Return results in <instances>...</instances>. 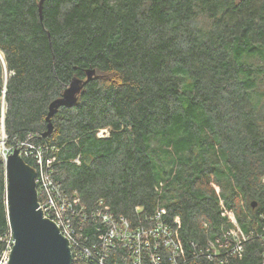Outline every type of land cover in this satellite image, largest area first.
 Segmentation results:
<instances>
[{"label":"trees","instance_id":"1","mask_svg":"<svg viewBox=\"0 0 264 264\" xmlns=\"http://www.w3.org/2000/svg\"><path fill=\"white\" fill-rule=\"evenodd\" d=\"M40 2L0 0V129L4 110L7 148L55 158V180L91 217L85 233L98 236L100 203L135 226L164 208L181 219L188 264H212L209 243L231 227L221 202L260 231L264 0H45L42 17ZM88 70L96 78L44 138L51 103ZM7 192L0 155V260L13 242ZM261 261L251 241L226 264Z\"/></svg>","mask_w":264,"mask_h":264},{"label":"built area","instance_id":"2","mask_svg":"<svg viewBox=\"0 0 264 264\" xmlns=\"http://www.w3.org/2000/svg\"><path fill=\"white\" fill-rule=\"evenodd\" d=\"M98 136L107 138L109 132L102 130ZM20 149L23 158L33 157L30 159L37 173L39 207L44 217L52 221L68 241L72 264H146L148 261L161 264L163 256H168L170 264H188L196 259L186 258L179 236L181 219L177 217L168 223L165 220L168 212L164 208H159L147 219L146 225L135 226L125 217H116L109 207L100 203L99 209L91 212L92 218L100 223L95 230L98 236L86 234V223L91 217L80 200L71 199L55 180L52 170L55 158L46 159L43 150H38L31 143H24ZM13 150L9 149L7 158ZM6 157L2 159L5 161ZM76 162L79 163V160ZM213 187L220 194V190ZM221 209V216L228 220L231 227L209 243L206 251L208 261L226 264L229 257L242 259L247 245L256 241L262 248L261 264H264V227L260 231L246 233L234 212L228 210L223 202ZM137 211L141 212V209ZM12 246L13 242L0 264H9Z\"/></svg>","mask_w":264,"mask_h":264},{"label":"water","instance_id":"3","mask_svg":"<svg viewBox=\"0 0 264 264\" xmlns=\"http://www.w3.org/2000/svg\"><path fill=\"white\" fill-rule=\"evenodd\" d=\"M44 2H40L41 17ZM0 59L5 66L1 53ZM86 75V80L73 79L63 95L51 103L44 138L54 131L52 118L60 108L76 106L84 87L96 78V71L88 70ZM1 128L6 134L4 110ZM5 164L8 177V219L13 239L9 264H72L68 241L60 234L57 226L44 217L39 207L35 169L25 162L20 148L10 153Z\"/></svg>","mask_w":264,"mask_h":264},{"label":"rangeland","instance_id":"4","mask_svg":"<svg viewBox=\"0 0 264 264\" xmlns=\"http://www.w3.org/2000/svg\"><path fill=\"white\" fill-rule=\"evenodd\" d=\"M9 74L7 70L4 71V80H8ZM2 129H0V155L3 157H6L5 153H9V148L6 146V141H7V135L5 133L1 132Z\"/></svg>","mask_w":264,"mask_h":264},{"label":"bare ground","instance_id":"5","mask_svg":"<svg viewBox=\"0 0 264 264\" xmlns=\"http://www.w3.org/2000/svg\"><path fill=\"white\" fill-rule=\"evenodd\" d=\"M2 129V128H1ZM2 133H4V130L2 129V131H1ZM5 155L7 156V154L5 153ZM4 157V156H3ZM5 158V157H4ZM7 158V157H6Z\"/></svg>","mask_w":264,"mask_h":264}]
</instances>
